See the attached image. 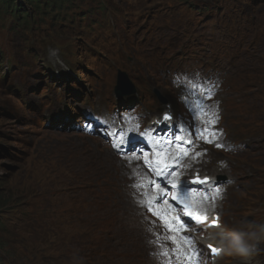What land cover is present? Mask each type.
I'll use <instances>...</instances> for the list:
<instances>
[{
    "label": "rangeland",
    "instance_id": "rangeland-1",
    "mask_svg": "<svg viewBox=\"0 0 264 264\" xmlns=\"http://www.w3.org/2000/svg\"><path fill=\"white\" fill-rule=\"evenodd\" d=\"M170 1L174 2V0H168L167 2ZM91 3V0H83L82 5L87 6ZM119 4L122 9L132 14L126 17L125 21L123 22L122 34L127 36V40H133L134 36H136L137 41L140 42L144 47L151 46L159 49L168 47L169 49H173L175 55H178L179 46L189 36V31L186 29V25L182 22V20L177 18L165 20L163 15H158L157 18H154L153 12L155 7H152L154 4L152 0L147 2L146 0H120ZM182 6L183 5H181V7ZM139 13L144 14V18L141 22L135 21L133 19V16H137ZM173 15L177 16L178 13L175 12ZM237 16L243 17L244 23H234L231 25L228 31V37L232 40L243 39V42L240 44L241 52L245 56L253 55L254 53L246 48V42L250 41L252 38L254 32L252 18H254L259 26V36L255 45L264 48V34L262 33L264 31V5L257 8L254 12H250V9L246 6H242V9H238V13L232 17V20H234V17ZM167 17L170 16L167 15ZM242 26H245V28L241 29ZM198 31L199 30H197V32ZM113 33V29H108L104 32V35L109 37ZM73 35L74 34L69 30L66 35H64L62 38H59V43H61L63 46H75L77 42L73 38ZM208 36L209 29H207L205 32V39H207ZM171 37L173 40L170 42V44H168V39ZM14 40L15 46L19 48L21 45L20 39L15 38ZM110 42L111 41H107V48L104 50L121 52L126 56V51H124L126 39H121V41H119L118 44L113 47L109 45ZM87 49L93 56H97V51L100 52L99 45H97L96 48ZM46 53L47 50H38L37 55L34 58L35 63L40 62L41 60L47 62L48 58ZM82 56L83 61L77 63L79 67L75 69L74 73L80 71L84 74V76L81 74H77V76H75L71 69H68L69 63L66 60H63L65 63L61 60L60 63L54 64L56 65L54 71L63 72L64 70L68 69L70 70L68 75L71 76V78H75V82H83V84L87 85L86 82L89 81V77L93 76L95 73L89 71V66H97L99 62L97 60V63H94L93 60L90 61L87 57H85V55L82 54ZM129 61H132V59L129 58ZM64 64H66L68 67ZM115 64H119V61H115ZM121 67L125 66L123 65ZM188 68H192V72H197L205 76H212L218 72V70H206V68L202 67L201 62L199 61L190 64ZM190 69H188V71H190ZM70 81L71 79L69 82ZM172 90H174V95L177 96V90ZM68 95L69 92L65 91L61 98L62 102L65 103L63 109L64 111H72L77 116L84 113V111H87L86 106L81 103L82 99H72L69 98ZM52 99L55 101V105H61L59 100L55 98L54 93H52ZM92 103L96 104L97 100H92ZM5 105L12 110H19V104L16 101L9 99L5 94L0 93V106ZM51 109H54V106L51 107ZM1 111L2 110H0V192L8 191L6 193V196L10 197L8 209H15V207L22 203L25 195H28V197L32 194V197L38 195V190L32 188L28 181L31 176L30 174H36L45 177L44 175L49 173L50 176H53V169H55V165L57 164V162L56 164L53 162V158L62 156L59 164L69 167V164H66V161L68 163L71 162L73 164L70 165L75 170H80L81 163L87 162L88 165H90L93 173L98 175L99 172L103 173V171H107L110 176V178H108L109 181L120 184L122 188H125L123 189V202L125 201L123 208L127 215L124 219L125 223L122 229L125 230L126 226H128V230L131 232L140 230L142 231V236L147 237L142 219L138 216L131 217V214L128 213L130 210V196L127 194L128 190L126 189L128 182L133 180L132 166L138 163L140 168L142 154L139 155V153L133 152L130 154V157L123 158L120 157L119 154L124 155L125 157L128 155L122 154L121 151L113 149L112 146H110L109 141L104 143L100 139L96 138L98 141L92 142L91 139L85 138H64L59 137L61 135L56 134L49 135L43 134V132L42 134L33 133L32 129H25V126L15 122L13 119L5 117ZM13 136L26 138L29 141V145L27 147H21L17 142L18 139H13ZM88 146L92 150L87 151L86 148ZM96 148H98L100 153H98ZM6 153L12 154L14 157L19 158L20 161L11 159L6 155ZM23 153H26V155L22 156ZM64 159L66 160L65 162ZM24 174L27 181L22 177ZM39 181L40 184H42V180ZM82 194L84 196H88L85 193ZM260 196L264 199V194L258 195V197ZM26 251L30 253V250ZM21 258L23 261V263L21 262L22 264H39L37 262L31 263L30 260L25 262L26 258ZM36 259L40 260V264L48 263V261L44 262V260L40 257H37ZM9 262L10 264L12 262L16 264V260H10Z\"/></svg>",
    "mask_w": 264,
    "mask_h": 264
},
{
    "label": "clouds",
    "instance_id": "clouds-1",
    "mask_svg": "<svg viewBox=\"0 0 264 264\" xmlns=\"http://www.w3.org/2000/svg\"><path fill=\"white\" fill-rule=\"evenodd\" d=\"M46 54L50 63L61 62L60 51L55 47H49ZM210 242L223 256L236 257L241 264H253V261L259 264L255 258L264 251L260 247L264 244V223H257L247 217L222 220L210 233ZM76 264H82L79 256L76 258Z\"/></svg>",
    "mask_w": 264,
    "mask_h": 264
},
{
    "label": "trees",
    "instance_id": "trees-1",
    "mask_svg": "<svg viewBox=\"0 0 264 264\" xmlns=\"http://www.w3.org/2000/svg\"><path fill=\"white\" fill-rule=\"evenodd\" d=\"M64 1L65 0H50V5L52 8H55L58 5H63ZM20 2V0H0V22L10 20L16 23L21 29H27V27L31 25L32 22L37 23L39 19H44V17L41 15H34L32 17L27 14L25 7ZM23 2L31 8H33V3H35V5H37V3L40 4L39 0H23ZM68 3H70V1H68ZM7 192L8 191L0 192V213L3 212L4 208H7L10 204V197L6 196ZM0 231L5 233L4 238L10 234L13 237L14 243H17L19 239H24L26 241V248L30 250V256L33 255L36 258L38 256L41 257L42 255L45 256V252L48 250V247L45 244H38L36 242L30 241L32 237L28 232V234H26L21 230L12 228L8 229L2 224L1 220ZM4 238L0 235V264H4V261L7 260L4 258H9L8 256L12 255L10 247L13 243H9Z\"/></svg>",
    "mask_w": 264,
    "mask_h": 264
},
{
    "label": "snow or ice",
    "instance_id": "snow-or-ice-1",
    "mask_svg": "<svg viewBox=\"0 0 264 264\" xmlns=\"http://www.w3.org/2000/svg\"><path fill=\"white\" fill-rule=\"evenodd\" d=\"M194 183L201 184V183H205V181H201V180L197 179L196 181H194ZM218 194H219V192H217V195H218ZM173 199H176V197H173ZM189 208H191V204L185 202V204H184L185 214H186V215H189L190 218L193 219V220H195L197 223H201V222H203V220L207 219V216H206V215H196L195 212H189V211H188ZM150 210H151V209H150ZM154 214L159 215V213H154ZM161 219L164 220L165 224L169 226L170 230L181 231V230H183V228H184V225L181 224L179 229H173L172 226H171V224L169 223V220L165 219L164 216H161ZM218 219H219V218L217 217V218L213 221V223L215 224V223L218 221ZM175 222H176L177 224L180 223L179 219H176ZM173 239L175 240V238H173ZM184 240H185V242H186L189 246H191V245L193 244V241H192V239H191L190 237H184ZM178 247H179V245H178ZM210 248H211V252H212L213 254H219V249H217V248H215V247H211V246H210ZM198 254H201V255H202V253H199L198 250H195V249H194L193 252H192V255L189 257V260L191 261V260H192L194 257H196Z\"/></svg>",
    "mask_w": 264,
    "mask_h": 264
},
{
    "label": "water",
    "instance_id": "water-1",
    "mask_svg": "<svg viewBox=\"0 0 264 264\" xmlns=\"http://www.w3.org/2000/svg\"><path fill=\"white\" fill-rule=\"evenodd\" d=\"M120 81H121L122 83H121V86H120V89H119V92H118V95H119V96H120V95H123V93L125 94V93H128V92H129V91H126V92H125V90L128 88V82H127L126 78H125L124 76H121ZM128 89H129V88H128ZM130 92L132 93L133 90L130 89Z\"/></svg>",
    "mask_w": 264,
    "mask_h": 264
},
{
    "label": "bare ground",
    "instance_id": "bare-ground-1",
    "mask_svg": "<svg viewBox=\"0 0 264 264\" xmlns=\"http://www.w3.org/2000/svg\"><path fill=\"white\" fill-rule=\"evenodd\" d=\"M65 65V64H64ZM59 70V69H58ZM8 245V244H7Z\"/></svg>",
    "mask_w": 264,
    "mask_h": 264
}]
</instances>
